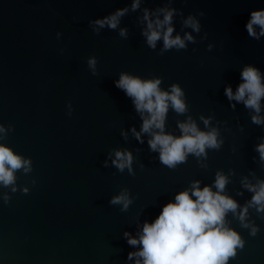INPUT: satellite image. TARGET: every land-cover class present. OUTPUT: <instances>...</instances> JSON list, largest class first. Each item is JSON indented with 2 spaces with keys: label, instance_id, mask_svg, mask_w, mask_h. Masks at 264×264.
Listing matches in <instances>:
<instances>
[{
  "label": "water",
  "instance_id": "1",
  "mask_svg": "<svg viewBox=\"0 0 264 264\" xmlns=\"http://www.w3.org/2000/svg\"><path fill=\"white\" fill-rule=\"evenodd\" d=\"M133 2L0 0V144L31 162L13 184L0 183V264H142L129 258L142 245L128 240L178 193L191 194L193 182L215 192L217 173L228 181L222 194L238 205L225 227L242 242L226 264H264V211L249 206L254 192L245 187L264 181L257 151L264 123L252 121L264 117V97L256 113L225 95L226 87L237 91L248 66L264 84V35L246 27L264 0H140L136 10ZM124 8L116 29L95 24ZM160 8L174 10L173 37L194 38L185 48L164 50L162 38L154 49L147 44L144 10L162 20ZM190 16L198 32L185 25ZM121 73L159 79L162 91L179 86L187 111L170 105L164 132L180 137L178 123L190 117L200 131L216 129L220 147L188 154L174 168L161 163L141 114L115 86ZM116 151L132 154L131 173L112 163ZM123 192L126 210L110 203Z\"/></svg>",
  "mask_w": 264,
  "mask_h": 264
},
{
  "label": "clouds",
  "instance_id": "2",
  "mask_svg": "<svg viewBox=\"0 0 264 264\" xmlns=\"http://www.w3.org/2000/svg\"><path fill=\"white\" fill-rule=\"evenodd\" d=\"M139 4L140 0H134L132 9L136 10ZM127 11V8L119 9L102 20H96L95 24L99 28L108 26L116 29L120 18ZM157 12L163 13V19L157 17L153 21L149 11L144 10L143 19L147 22V26L143 35L151 48L154 49L156 42L161 38L164 50L183 49L186 47L185 40H194L191 34H185L183 39L179 35L172 36L174 28L171 22L174 10L160 8ZM184 23L194 31H199V23L193 17L190 16ZM254 25L260 28L259 35H264V11H253L246 25L248 34L258 39ZM120 35L126 36L127 30L121 29ZM88 65L95 69L96 59L90 58ZM241 78L243 83L238 86L237 91L233 93L229 86L225 88V95L230 101L243 102L247 108L260 113L264 84L261 83L259 71L251 66L245 67ZM160 83L159 79L141 80L139 77L121 73L115 86L132 99L136 111L141 114L143 119L141 132L151 135L148 141L150 149L159 151L161 163L174 168L184 162L188 154L200 156L206 154V148L218 149L220 142L217 140V130L200 131L190 117L187 122L178 123L182 133L180 137L164 132L169 106L171 105L178 114L185 113L187 107L182 99L184 93L179 86L172 85L170 91H162L159 87ZM252 121L262 124L264 117L254 115ZM204 123L207 125L208 121L205 120ZM0 132H5L2 126ZM133 132L139 139L140 133H136L135 129ZM257 151L261 160H264V143L258 145ZM115 157L112 163L121 172L128 168L131 173L132 154L127 151H116ZM30 163L29 160L15 154L12 149L0 144V183L5 186L13 184L14 172L22 168L25 172L30 171ZM227 182L225 176L217 173L214 181L215 192L212 191L211 186L201 189L200 182L195 181L192 184L191 194L189 190L178 193L175 202L166 204L153 223L144 224L138 240L135 238L128 240L130 245H142V249L137 253L129 254V258L132 255L142 257V264H226L229 257L235 254L236 247L242 246L239 236L225 227L226 214L228 212L235 214L238 207L232 198L222 194ZM245 187L254 192L249 206H258L259 211H264V181L258 182L257 185L246 184ZM193 196L195 199L192 198ZM110 203L122 204V210H126L131 201L127 192H123L113 197ZM243 218L241 214L240 219ZM137 264H141V261L137 260Z\"/></svg>",
  "mask_w": 264,
  "mask_h": 264
}]
</instances>
